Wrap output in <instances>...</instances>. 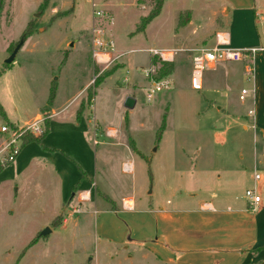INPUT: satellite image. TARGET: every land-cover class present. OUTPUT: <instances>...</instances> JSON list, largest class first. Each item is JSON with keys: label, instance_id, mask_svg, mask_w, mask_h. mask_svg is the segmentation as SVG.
Listing matches in <instances>:
<instances>
[{"label": "rangeland", "instance_id": "rangeland-1", "mask_svg": "<svg viewBox=\"0 0 264 264\" xmlns=\"http://www.w3.org/2000/svg\"><path fill=\"white\" fill-rule=\"evenodd\" d=\"M155 2L4 0L0 103L6 115H0V128L18 130L38 121L45 127L52 108V113L62 112L60 117L85 115L94 118L104 154L92 187L98 205H90V214L76 197L70 205L59 203L58 181L49 173L25 176L18 193H0V264H159L146 247L150 239L127 240L123 246L106 242L97 235L96 219L130 198L145 212L167 204L196 210L206 201L225 208L246 200L248 189L259 188L261 182L255 184L253 177L264 174L256 158L263 145L250 128L249 100H240L242 89L250 86L243 65L207 67L200 91L190 80L193 57L214 44L215 37L208 34L213 29L228 32L234 49L264 47V0H163L161 14L137 32ZM224 8L231 12L223 13ZM94 31L102 32L104 42H114V36L127 54L114 42L113 63L98 64L92 54ZM22 39L15 60L7 64ZM154 50L175 52L171 85L147 102L152 85L142 78L145 83L135 92L138 106L125 115L119 102L131 88L127 70L142 75L136 68L148 66ZM161 63L156 61L154 80ZM52 90L55 99L49 105ZM89 125L93 145L94 127ZM4 140L7 136L0 134V146ZM125 156L133 161L120 162ZM131 162L134 171L125 172ZM60 216L71 217L69 223L56 221Z\"/></svg>", "mask_w": 264, "mask_h": 264}, {"label": "crops", "instance_id": "crops-1", "mask_svg": "<svg viewBox=\"0 0 264 264\" xmlns=\"http://www.w3.org/2000/svg\"><path fill=\"white\" fill-rule=\"evenodd\" d=\"M226 11L231 12L224 8L223 13ZM217 33L228 32L213 29L208 34L210 38L215 37V40L209 47L216 44ZM113 38L117 49L127 54V50L117 42L114 36ZM248 47L243 46V49H250ZM166 51L174 54L173 63H175V52ZM115 53L112 54L113 58ZM121 61L124 64L122 67H125L127 62L124 58H121ZM156 61H159L158 57L151 55L149 63L146 64L148 66L140 65L136 68L143 73V77L131 68L127 70L129 75L126 78L129 79L131 88L125 89L127 93L119 102L120 109L125 115H131V111L138 106L135 92L145 83L142 78L149 86L150 83L152 85V79L144 74V70L155 67ZM241 64L244 67L246 82L250 85L243 88L250 91L245 99L249 100V114L253 112L250 114V128L254 131L255 139L260 140L263 145L259 154L256 151V158L259 159L257 164L264 167V52L255 54L253 77L247 72V63L241 62ZM170 75L167 76L168 80ZM129 98H132L134 102L132 108L126 106ZM54 110V108L51 109L50 120L46 123L48 133L42 140L43 145L36 141L24 144L16 161L6 166L0 173V193L7 189L18 193L21 190L19 182L25 176L31 179L38 173L47 176L49 173L58 181L59 203L67 202L70 205L76 197L79 203L85 204L90 214V205H98L97 201L94 202L96 191L92 187L98 173V160L104 154L102 149L98 148L99 134L94 118L88 119L85 115L60 117L62 112L59 111L61 112L59 115L58 112L52 113L55 112ZM94 117L97 123L103 124L97 116L94 115ZM90 123L94 127L93 145L90 144L87 136ZM107 129H110L109 132L114 130ZM245 129L248 130L247 125ZM257 133L259 137L256 136ZM125 160L133 161L125 156L120 162L123 163ZM127 165L130 166L128 172L134 171L132 162ZM255 174L257 173L255 172L254 176ZM253 181L255 184L261 182L256 191L261 197V202L255 211L249 209V202L246 199L234 201L225 208L215 206L213 201H206L200 203L199 209L196 210L173 209L167 204L156 211L145 212L137 210L136 201L130 198L132 209L123 208V205L107 208L98 219L95 217V229L97 235L106 242L121 246L128 241L141 243L140 241L147 242L150 239L151 242L146 247L159 258V264H264V174L258 181H255L253 177ZM76 187L78 188L75 192ZM254 188L256 190V187ZM259 189L261 194L258 192ZM84 193L88 197L87 201L83 200ZM75 209L72 208V211ZM76 211L81 210L76 209ZM96 213H98L97 210ZM70 218L68 216L62 223H69Z\"/></svg>", "mask_w": 264, "mask_h": 264}, {"label": "built area", "instance_id": "built-area-1", "mask_svg": "<svg viewBox=\"0 0 264 264\" xmlns=\"http://www.w3.org/2000/svg\"><path fill=\"white\" fill-rule=\"evenodd\" d=\"M96 16H101L100 11L95 12ZM102 32H93L92 43L93 50L92 54L98 64L103 66H109L113 63V52H116L115 43L113 41L104 42L102 39ZM257 52H264V48L258 49H234L231 47L230 37L228 33H217L216 44L213 47L202 48L197 51L192 60V71H191V87L200 91L202 89L203 73L207 67H215L220 63H247V72L253 77L254 75V57ZM153 55L158 57L159 61L163 62H174V54L164 50H154ZM155 67L144 70V74L148 78L155 75ZM170 81L168 79H162L160 81L152 78V86L147 90V102H151L154 94L170 87ZM250 94L249 89H243L240 95V99L244 101ZM250 114H253L251 111ZM45 133L44 124L40 121L35 123H29L26 127L13 130L9 126H2L0 128V134L6 135L7 140H4L0 146V163L2 165L12 164L16 161L20 155L24 146V139L27 136L34 138H40ZM5 137V136H4ZM95 143H97L95 141ZM2 153H5L1 157ZM127 166V165H125ZM124 166V170H125ZM126 171V170H125ZM255 181L261 179L260 174H255ZM83 200L87 201L88 197L86 193L82 194ZM246 199L249 202V209L255 211L261 202V197L257 195L255 189H248L246 191ZM123 208L132 209L133 205L127 203V200H123Z\"/></svg>", "mask_w": 264, "mask_h": 264}, {"label": "trees", "instance_id": "trees-1", "mask_svg": "<svg viewBox=\"0 0 264 264\" xmlns=\"http://www.w3.org/2000/svg\"><path fill=\"white\" fill-rule=\"evenodd\" d=\"M46 2H48L49 0H45ZM145 0H139V3H143ZM3 3H4V0H0V15H1V11H2V8H3ZM162 8H163V0H156L155 2V5L153 6V9L150 11V13L144 17L142 20H141V23L137 29V32H143L147 26L155 19L157 18L161 12H162ZM27 33L25 34V37H27ZM24 37V38H25ZM174 70V63L172 62H163L161 63V68L160 70L157 72V76L155 77V80L156 81H160L162 79H165V77L169 76ZM98 79V78H97ZM97 82V80L95 81ZM55 99V90H52L51 92V95H50V98H49V105L52 104V102L54 101ZM0 115H6L1 103H0ZM165 127V122L163 123V126L162 128ZM48 133V128L46 127V123H45V133L42 137L40 138H34L32 136H27L25 137L24 139V144L26 143H29V142H33V141H36L38 142L40 145H43L42 144V140L44 138V136ZM9 165V164H8ZM8 165H2L0 163V173L4 170V168ZM78 187H76L75 189V192L77 190ZM116 210V209H114ZM64 217L63 216H60L56 219V221H58L60 223V221H63ZM58 223V224H59ZM57 225V224H56ZM40 240V235L37 236L28 246L29 247H32L33 245H35L38 241Z\"/></svg>", "mask_w": 264, "mask_h": 264}, {"label": "water", "instance_id": "water-1", "mask_svg": "<svg viewBox=\"0 0 264 264\" xmlns=\"http://www.w3.org/2000/svg\"><path fill=\"white\" fill-rule=\"evenodd\" d=\"M23 44H24V39H22V40L18 43V45L15 47V49H14L13 52L11 53L10 57L6 60V63H7V64H11V63H13V61L15 60V58H16V56H17L19 50H20L21 47L23 46ZM73 46H74V43H71V44H70V47H73ZM126 106H127V107H130V108H132V107L134 106V102H133L132 98H129V99L127 100V102H126ZM156 150H157V148H155V151H156ZM43 234H46V231H45Z\"/></svg>", "mask_w": 264, "mask_h": 264}, {"label": "bare ground", "instance_id": "bare-ground-1", "mask_svg": "<svg viewBox=\"0 0 264 264\" xmlns=\"http://www.w3.org/2000/svg\"><path fill=\"white\" fill-rule=\"evenodd\" d=\"M125 170H126V172H128L130 170V166L129 165L125 166ZM127 203L132 205V201L130 199L127 200Z\"/></svg>", "mask_w": 264, "mask_h": 264}]
</instances>
